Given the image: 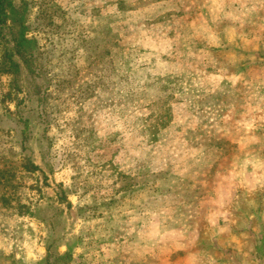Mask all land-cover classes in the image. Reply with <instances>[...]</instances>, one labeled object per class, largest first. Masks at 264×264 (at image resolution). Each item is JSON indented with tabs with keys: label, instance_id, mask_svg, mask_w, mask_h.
<instances>
[{
	"label": "rangeland",
	"instance_id": "374dc122",
	"mask_svg": "<svg viewBox=\"0 0 264 264\" xmlns=\"http://www.w3.org/2000/svg\"><path fill=\"white\" fill-rule=\"evenodd\" d=\"M9 1L0 264H264V0Z\"/></svg>",
	"mask_w": 264,
	"mask_h": 264
},
{
	"label": "trees",
	"instance_id": "16d2710c",
	"mask_svg": "<svg viewBox=\"0 0 264 264\" xmlns=\"http://www.w3.org/2000/svg\"><path fill=\"white\" fill-rule=\"evenodd\" d=\"M9 0H0V72H14L15 68L19 66L17 62L14 60L15 48H19V42L16 43V47L9 46L10 38L8 37V30L6 28V6L9 4ZM32 53H27V55H31ZM18 85L15 83L13 89L15 92L13 94L18 93ZM18 89V90H17ZM12 91L9 92V95ZM14 99V98H13Z\"/></svg>",
	"mask_w": 264,
	"mask_h": 264
}]
</instances>
